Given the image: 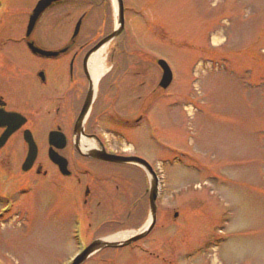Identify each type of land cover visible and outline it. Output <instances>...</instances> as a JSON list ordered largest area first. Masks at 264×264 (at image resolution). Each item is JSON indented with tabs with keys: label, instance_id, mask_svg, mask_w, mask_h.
<instances>
[{
	"label": "rangeland",
	"instance_id": "obj_1",
	"mask_svg": "<svg viewBox=\"0 0 264 264\" xmlns=\"http://www.w3.org/2000/svg\"><path fill=\"white\" fill-rule=\"evenodd\" d=\"M34 1L0 0V14L14 12V20ZM123 2L125 33L111 44L124 48L131 71L145 74L126 76L124 88L143 80L145 91L158 83L161 69L152 58L164 59L173 74L169 87L156 91L150 123L118 130L121 144H110L155 170L157 220L136 244L107 248L81 264H264V0ZM88 8L89 0H66L52 9L70 12L73 20ZM101 10L95 0L83 34L87 28L93 35L107 32L100 15L111 14L109 30L114 27V0L109 12ZM105 47L104 58L112 46ZM20 83L15 105L20 94L35 95ZM18 147L10 160L0 157V264H66L79 248V235L89 234L84 218L75 224L82 210L95 211L89 218L94 223L119 217L122 230L137 229L142 201L136 209L129 205L142 192L143 174L135 165L110 167L111 177L97 166L95 174L105 181L96 185L110 189L101 196V209L94 203L83 208L84 178L80 184L65 179L46 158V175L34 168L25 173ZM69 186L78 188V197L62 189ZM119 194L123 203L117 206Z\"/></svg>",
	"mask_w": 264,
	"mask_h": 264
},
{
	"label": "flooded vegetation",
	"instance_id": "obj_2",
	"mask_svg": "<svg viewBox=\"0 0 264 264\" xmlns=\"http://www.w3.org/2000/svg\"><path fill=\"white\" fill-rule=\"evenodd\" d=\"M64 1L66 0H60L51 5L38 17L31 29H29V19L33 5L26 12H22L24 15H17L14 20L9 17L14 15L10 14L14 12L5 11L0 14V18L7 17L5 23L0 21V141L5 128L13 127L12 123H8L10 116L6 113L17 112L24 118V123L6 136L2 142L0 157L10 160L13 157L14 148L19 146L18 156L23 162L29 152L24 133L29 131L36 145V156L31 168L25 173L34 168L36 173L46 175L47 172L42 170L41 159L46 158L52 163L50 154L54 151L63 157L67 171L69 170L67 175H63L57 165L52 163L60 176L65 179L73 177L74 183L77 184H80L83 178L85 179V190L82 196L76 194L79 190L73 186L62 189L69 196H73V199L75 195L79 196L80 205L83 208H86V205L90 207L94 203L98 209H101V196L107 194L110 188L96 185L105 180L95 174V169L97 166L107 168V177H111L108 169L116 167L117 164L95 158L93 154L102 147L110 153L124 154L123 149L120 151L112 149L110 144L117 146L121 144L123 135L118 130L123 129L130 122L139 123L142 115L155 107L156 84L153 83L148 90L143 91L141 88L145 82L140 80L134 84V87L137 86L138 89L128 86L124 88L126 76L138 79L145 74L141 75L140 71H131L133 66L124 58H115L116 53L120 55L119 46L115 43L110 44L112 48L109 49L104 62L106 71L95 85V94L82 123L79 116L93 79L89 67V51L102 37L109 34L113 27L109 30V18L102 15L101 21L106 25L107 32L93 35L89 33L91 29L87 28L83 34L80 27L78 34L74 36L76 23L82 14L72 20L70 12H66L65 16L58 14V11L55 13L52 8ZM92 10L93 0H89V18ZM30 45L45 51L60 53L56 56L39 55L30 49ZM18 82H21L20 87L33 88L35 95L20 94V105H15L14 93L17 92ZM133 92L137 93L134 98H132ZM129 110L131 113L135 111L140 115L137 119L130 120ZM107 127H109L108 130H106ZM107 133L110 134L109 137L106 136ZM113 189L120 190L117 186ZM121 201H123L122 196L119 194L118 200L111 202L120 206L119 204L123 203ZM136 203L130 204L136 205ZM145 204L144 201L143 207ZM82 213L83 220L87 221L85 227L89 232L88 236H84L86 244L108 233L111 234V231L114 232L123 226L118 220L119 217L108 218L107 220L110 221L102 219L94 223L93 220L90 221L94 217V210L89 209L87 214L82 210ZM101 213L104 217L102 210ZM96 214L98 215H95V218L98 219L97 210ZM105 250L102 249L97 254Z\"/></svg>",
	"mask_w": 264,
	"mask_h": 264
},
{
	"label": "water",
	"instance_id": "obj_3",
	"mask_svg": "<svg viewBox=\"0 0 264 264\" xmlns=\"http://www.w3.org/2000/svg\"><path fill=\"white\" fill-rule=\"evenodd\" d=\"M56 1H58V0H38L37 1L36 5L34 6V8L32 10L31 16H30L29 29H31L33 27L36 20L40 16V14H42L43 11L48 6H50L52 3L56 2ZM116 1H117V24H116L115 30L111 34L102 38L94 46V48L92 50H90L89 54L92 53L93 51L97 50L101 46L110 42L113 38L118 36L123 31V29H124L123 0H116ZM80 23H81V19H79L77 22L74 34L78 31ZM30 48L32 49L33 52L40 54V55H43V56H56L59 53V52H53V51H45V50L39 49L33 45H30ZM158 64L163 69V74H162V77L160 80V85L162 87H166L172 79L171 71H170L168 65L166 64V62L164 60H161V59L158 60ZM91 95H92V93L90 90V92L87 95L83 110L81 112V115H80L81 117H83V115L87 111V108L89 107V102L91 101ZM6 114L8 116H10V119H8V123H10V124L12 123L14 126L12 128H10L9 131L5 132V134H3V136L1 137L0 145L2 144V142L4 141L6 136L9 133H11V131H13V129L19 127L20 123H22V121H23V119H21V117L18 113L9 112ZM19 117H20V119H19ZM25 139L29 145V153L27 155V158L25 159V161L22 164V169L28 170L29 167L32 165L33 160L35 158L36 147H35V143L33 142L32 138L30 137V135L28 136L27 133H25ZM93 155L96 158L106 160V161H110V162L134 163V164H137V165H140L141 167H143V169L150 176V181H149V208H150L149 219H148L147 224L141 230H137L135 232L131 231L130 236L127 237L126 239H124L123 241L114 242V241L102 240V239L94 241L93 243L89 244V246L87 248H85V250L79 256H77L74 259L72 264H81V262H83L90 254L94 253L95 251H98L101 248L113 247V246H124V245H127V244L143 237L144 235H146L151 230V228L153 227L155 220H156V204H155V201L157 198V191H158V178H157V175L155 174L154 170L150 166V164L146 160H144L140 157H137V156H120V155L110 154V153H107L104 149L102 151H95ZM50 158L52 159V161L54 163H56L59 166V169L63 174H68V172L66 170V162L64 161V159L62 157H60L56 153H51Z\"/></svg>",
	"mask_w": 264,
	"mask_h": 264
},
{
	"label": "bare ground",
	"instance_id": "obj_4",
	"mask_svg": "<svg viewBox=\"0 0 264 264\" xmlns=\"http://www.w3.org/2000/svg\"><path fill=\"white\" fill-rule=\"evenodd\" d=\"M105 48H106L105 46L99 48L90 57L89 67H90V73H91V76H92L94 82L97 81V79L99 78L101 73H103V71H104V62H105L104 51H105ZM129 234L130 233H128V232H123V233H121V234H119L113 238H116L117 240H119V239H122V238L128 236Z\"/></svg>",
	"mask_w": 264,
	"mask_h": 264
}]
</instances>
